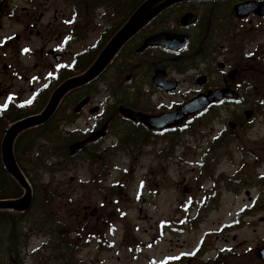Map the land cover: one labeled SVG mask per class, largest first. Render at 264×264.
Returning <instances> with one entry per match:
<instances>
[{
	"label": "rangeland",
	"instance_id": "374dc122",
	"mask_svg": "<svg viewBox=\"0 0 264 264\" xmlns=\"http://www.w3.org/2000/svg\"><path fill=\"white\" fill-rule=\"evenodd\" d=\"M57 2L66 11L63 14L72 15L62 1ZM103 11L100 8L94 19L89 18L90 23L99 21ZM52 15L53 12L49 13ZM67 30L64 25L58 26L56 36L61 43L72 37L73 58L58 64L57 73L71 68L75 55L99 38L98 29H90L84 38L80 32L70 35ZM25 38L24 75L20 80H7L0 75L2 88L10 87L11 99L22 105L28 104L47 82L46 74L39 79L40 70L34 69L40 60L33 50L42 41L29 34ZM253 81L260 89L254 108L256 115L248 121L239 139L231 135L221 138L223 119L229 116L221 112L213 117H197V138L183 133L180 137L153 134L147 139L144 136L138 142L139 152L131 148L111 152L108 148L113 146L111 138L98 147L99 152L90 160L79 158L66 168L37 172L32 182L34 202L41 195L47 198L54 195V216L63 220L69 230H81L78 232L84 243L88 242L78 254L68 253L62 264H214V261L235 264L237 261L229 254L250 256L253 253L245 250L263 247L264 204L255 214L243 218L244 227L227 229L246 205L264 201V74ZM103 85L95 84L96 102L104 98ZM70 118L72 112L64 104L54 121L56 129L67 135L74 131L84 135L89 129V115L84 114L73 122ZM31 134L24 136L25 140ZM1 140L2 135L0 143ZM217 185L219 188L213 193ZM212 194L219 198L217 205L214 199L212 202ZM205 201L213 203L208 211L200 209ZM77 204L90 205L96 210L104 206V212L102 209L95 212L84 228L82 213L75 217L71 212ZM48 229L27 230L30 237L24 250V264H40L35 258L48 255V251H39L49 239L45 235ZM6 231V226H0L2 243ZM200 247L203 253L199 255L196 251ZM4 258L9 260L10 256ZM237 258L242 264L258 263L254 257L249 262L246 257Z\"/></svg>",
	"mask_w": 264,
	"mask_h": 264
},
{
	"label": "flooded vegetation",
	"instance_id": "af4514ba",
	"mask_svg": "<svg viewBox=\"0 0 264 264\" xmlns=\"http://www.w3.org/2000/svg\"><path fill=\"white\" fill-rule=\"evenodd\" d=\"M57 1L0 0V75L7 80H20L24 75L25 36L34 35L42 41V45L33 50L40 60L34 69L40 70L39 79L46 74L45 89L51 93L59 85L55 82L74 72V65L64 73L55 70L68 57L73 58V39L67 37L62 43L58 41V26L67 27L70 35L80 32L83 38L90 29L99 30V38L83 54L95 52L87 61L86 69L147 0H115L113 6H103L99 21L91 23L88 0L83 4L78 0H60L72 13L69 16L63 14L65 10L58 7ZM163 4L162 10L119 48L99 76L65 96L56 111L55 118L65 104L72 112L71 122L84 114L89 115L86 133L74 131L72 137L90 139L102 132L79 151L86 160L93 158L99 152L98 147L111 138L114 139L113 146L108 147L111 152L130 148L135 151V140L143 138L145 133H161L167 137L183 133L197 138V117H213L221 112L229 115L223 119L225 127L219 133L221 138L231 135L239 139L248 121L256 115L254 108L260 89L253 80L264 74V0H163L154 7ZM51 12L53 15L49 16ZM57 53L63 55L61 62L57 61ZM99 82L104 84L101 91L104 98L96 102L95 84ZM3 85H0V131L9 123L12 109L20 112L24 108L22 103L11 99L10 87L2 88ZM218 90L230 91L200 112L191 114L180 126L153 130L123 113L126 108L148 116H160L175 112L199 94ZM85 98H88L85 106L75 112L76 104ZM247 110L253 111L250 118L246 117ZM231 121L235 123L234 129L229 127ZM210 203L205 201L200 209L206 211L213 204ZM248 208L240 210L238 215L248 216ZM100 209L103 213L104 206ZM73 210L82 213L84 220L94 217L98 211L81 204ZM238 225L237 221L232 224ZM260 248L245 250L253 253L250 256L229 254V257L237 261L235 264H242L237 257H246L247 262L254 257L257 264H264Z\"/></svg>",
	"mask_w": 264,
	"mask_h": 264
},
{
	"label": "trees",
	"instance_id": "16d2710c",
	"mask_svg": "<svg viewBox=\"0 0 264 264\" xmlns=\"http://www.w3.org/2000/svg\"><path fill=\"white\" fill-rule=\"evenodd\" d=\"M78 1L80 4L84 3V0ZM114 2L115 0H88L89 16L92 17L96 8L102 3L113 5ZM94 53V51H91L89 55L79 56V65L76 70L79 72L84 70L87 61L93 58ZM49 94L50 90L43 89L28 104H25L22 111L12 109L9 124L27 115L40 112L44 108ZM0 124L2 125L1 122ZM4 125L8 126V124ZM53 126L56 128V125L48 122L42 126L31 128L20 135L16 142L17 160L33 183L35 174L40 170L53 171L59 169V167L66 168L73 162L74 157L68 153L70 139L62 138L60 132ZM0 132L2 134L3 131ZM30 133L33 134L25 140L26 137L24 138V136ZM43 136H46V140L42 139ZM147 136L148 134H145V137ZM21 194L22 187L6 171L0 155V199L18 197ZM39 198L25 212L11 209L0 211V226H6L7 230L4 242H0V264H23L26 257L24 250L30 237L28 229L39 231V229L49 228L45 233L49 239L42 247L50 248L48 249V255L42 257V261L56 260L62 264L63 261L67 260L68 253L76 254L79 250L76 247L86 245L81 235L71 233L66 223L54 216L53 199H55V196L47 198L41 195ZM5 255H9L10 259L6 260Z\"/></svg>",
	"mask_w": 264,
	"mask_h": 264
},
{
	"label": "water",
	"instance_id": "95a60500",
	"mask_svg": "<svg viewBox=\"0 0 264 264\" xmlns=\"http://www.w3.org/2000/svg\"><path fill=\"white\" fill-rule=\"evenodd\" d=\"M154 2H156V0H149L131 16L127 24H125V26L115 35V37L110 41V43L100 54L95 63L85 73L70 78L64 83H62L55 90L49 104L41 114L21 119L20 121L13 124L9 131L6 132L2 142L3 162L7 171L22 185L23 188L26 189V195L17 199L0 200V209L12 208L18 211H24L31 206L33 200L31 185L24 173L22 172L21 168L19 167L13 151V143L17 134L27 128L48 121L54 114L61 99L67 92L76 87L82 86L83 84L95 78L106 67V65L114 56L116 51L126 42V40L133 33H135L147 20H149L152 16L157 14L162 9L163 6H160L156 8L153 12H146V10H148ZM214 94L210 93L209 95L199 96L195 98L192 102L187 104L186 108H183L182 112H179L178 114L174 113L170 116L149 117L140 114H135L131 111H126L125 114L134 119L141 120L153 128L173 126L181 124L182 121L187 118L189 114L195 111H199L200 109L209 105L211 102L217 100L218 96H215ZM87 100V98L82 100L76 106L75 110H80L86 104ZM251 114L252 112L248 111L247 117H250ZM86 142L87 140L74 144L72 146V152H74L77 148H79Z\"/></svg>",
	"mask_w": 264,
	"mask_h": 264
}]
</instances>
